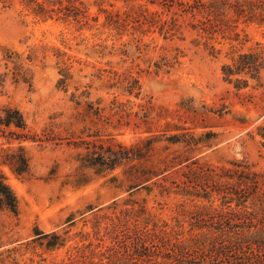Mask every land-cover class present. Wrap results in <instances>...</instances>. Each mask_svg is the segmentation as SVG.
Here are the masks:
<instances>
[{"label": "rangeland", "instance_id": "374dc122", "mask_svg": "<svg viewBox=\"0 0 264 264\" xmlns=\"http://www.w3.org/2000/svg\"><path fill=\"white\" fill-rule=\"evenodd\" d=\"M83 1L88 24L79 28L75 22L36 17L18 0L11 4L8 0L4 5L0 0V72L8 70L3 48H10L21 55L32 76L29 84L14 81L9 72L0 85V104L16 105L23 112L30 132L42 136L43 131L52 129L44 140L23 142L30 161L28 176H16L5 168L8 183L17 196L18 212L14 215L0 211V264H50L65 258L72 246L94 241V217L109 212L107 206L114 200L124 206L125 199H134L145 204L156 217L166 220L175 213V204L182 197L174 192L161 195L154 184L151 191L139 188L129 194L125 190L123 185L128 181L123 171L127 164L101 173L81 167L78 153H85V145L75 147L69 143L75 137H69L68 131L79 134L84 124L90 132L99 134L89 138L113 147L118 143L130 146L151 134L161 136L160 147L168 143L166 137L184 131L175 129V124L196 136L210 132L211 145L199 143L191 155L212 165H228L229 159L246 158L264 173V69L258 80H251L240 89L222 78L221 64L227 60L226 53L231 44L240 48L239 43L218 35L212 43L220 51L212 55L203 44H192L190 39L194 35L186 31V38L181 40L164 39L157 28L134 31L128 24L117 30L104 24L105 14L94 0ZM111 1L113 6L104 3L103 7L125 8L121 0ZM149 6L158 8L155 4ZM92 16H97V20ZM241 28L248 38L243 49L264 39L262 27L240 24L238 30ZM56 48L60 56H56ZM177 52V62L171 67L155 70L154 61L162 56L171 58ZM30 53L33 58L28 60L26 56ZM66 64L72 77L64 91L56 82L59 68ZM125 68H131L139 79L138 96L123 92L124 82L107 87L111 83L107 72H98L99 69L120 72ZM83 89L90 92V100L105 106L103 117H87L83 122L75 119L76 109L69 96ZM113 97L124 103L122 116L110 109ZM148 101L151 106L144 122L134 112L141 113L139 104ZM182 148L169 144L168 149L153 152L152 162L144 164L155 163L158 154L163 156ZM181 170L178 165L164 171L167 184L174 187L170 181L178 182ZM160 177L154 176L151 181ZM36 228L57 231L66 237L65 245L53 250L38 245L32 248L27 242L35 237Z\"/></svg>", "mask_w": 264, "mask_h": 264}, {"label": "trees", "instance_id": "16d2710c", "mask_svg": "<svg viewBox=\"0 0 264 264\" xmlns=\"http://www.w3.org/2000/svg\"><path fill=\"white\" fill-rule=\"evenodd\" d=\"M7 1L2 0L3 5ZM9 1L11 4L14 0ZM121 1L125 7L123 10L103 7L104 3L113 6L111 0H94L99 11L105 14L104 24L117 30L128 24L134 31L157 28L164 39L177 37L184 40L186 31L194 35L190 39L192 44H203L212 55L220 51L212 43L218 35L230 42L236 41L240 48L231 44L230 51L226 53L227 60L221 64L223 80L240 89L248 86L251 80L259 79L264 69V39L256 40L243 49L248 40L247 33L238 28L240 24H255L264 28V0ZM18 2L43 20L75 22L79 28L88 24L87 6L83 0ZM149 4L158 8H151ZM91 18L97 20V16ZM262 35L264 37V31ZM55 52L56 56L61 55L59 49L56 48ZM178 52L171 58L162 56L154 61L155 70L163 66L171 67L177 62ZM3 58L8 70L0 72V85L4 84L9 72L14 81L22 80L30 84V69L18 52L3 48ZM26 58L31 60L33 54H28ZM99 71L107 72L108 80H111L107 87L124 82L121 85L123 92L139 95L140 82L131 68L120 72L115 69ZM59 73L56 86L67 91L68 80L72 77L68 65L59 68ZM89 95L90 92L83 89L79 94L71 92L69 96L76 109L74 117L80 122L87 117H103L105 106H101L100 101L90 100ZM149 103L139 104L143 110L141 113L134 112L144 122L148 120ZM109 105L113 113L122 116L123 102L113 97ZM173 126L184 131L166 137L168 143L160 147V135L142 137L130 146L118 143L117 147H113L89 138L99 134L90 132L85 124L79 134L68 131L69 137H75L69 143L75 147L85 145V153H78L81 167L93 168L101 173L127 164L123 173L128 182L123 186L129 194L139 188L151 191L154 184L159 187L161 195L174 192L182 200L175 204V213L170 220L156 217L145 204L134 199H125L124 206L114 200L107 206L109 212L94 217V241L72 246L65 258L50 264H264V173L246 158L229 159L228 165L201 161L200 157L191 153L199 143L210 146L212 133L196 136L185 127ZM49 133H52L51 128L47 133L43 131L42 136L30 132L23 112L16 105L0 104V211L14 215L18 212L17 196L8 183L5 168L16 176H28L30 161L23 142L44 140ZM169 144L182 145L183 148L163 156L158 154L155 163L144 164L152 162L153 152L168 149ZM178 165L182 167L181 177L178 182L170 181L174 185L172 187L167 184L168 176L164 171ZM159 175L160 180L151 181ZM112 178L116 179L115 176ZM34 234L35 237L27 242L32 248L38 245L53 250L66 243V237L55 230L45 232L36 228Z\"/></svg>", "mask_w": 264, "mask_h": 264}]
</instances>
